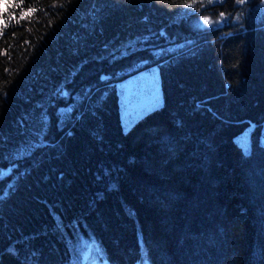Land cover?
Masks as SVG:
<instances>
[{
    "label": "trees",
    "instance_id": "16d2710c",
    "mask_svg": "<svg viewBox=\"0 0 264 264\" xmlns=\"http://www.w3.org/2000/svg\"><path fill=\"white\" fill-rule=\"evenodd\" d=\"M263 121L264 0H0V264H264Z\"/></svg>",
    "mask_w": 264,
    "mask_h": 264
},
{
    "label": "rangeland",
    "instance_id": "374dc122",
    "mask_svg": "<svg viewBox=\"0 0 264 264\" xmlns=\"http://www.w3.org/2000/svg\"><path fill=\"white\" fill-rule=\"evenodd\" d=\"M117 89L120 97L122 124L125 129H128L136 119L163 101L159 66L148 67L119 81ZM254 127L255 123H251L243 133L236 137L246 149L251 145L250 134ZM260 140L264 143V121ZM141 240L144 244V239L141 238Z\"/></svg>",
    "mask_w": 264,
    "mask_h": 264
},
{
    "label": "snow or ice",
    "instance_id": "6c2138e0",
    "mask_svg": "<svg viewBox=\"0 0 264 264\" xmlns=\"http://www.w3.org/2000/svg\"><path fill=\"white\" fill-rule=\"evenodd\" d=\"M205 22H209L207 17H205Z\"/></svg>",
    "mask_w": 264,
    "mask_h": 264
}]
</instances>
